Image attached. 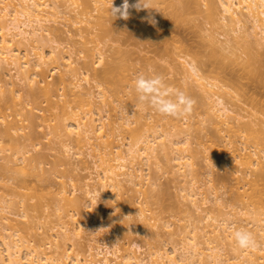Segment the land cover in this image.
I'll return each instance as SVG.
<instances>
[{"label":"rangeland","instance_id":"1","mask_svg":"<svg viewBox=\"0 0 264 264\" xmlns=\"http://www.w3.org/2000/svg\"><path fill=\"white\" fill-rule=\"evenodd\" d=\"M6 1L9 2V0ZM61 1L67 4V19L60 18L56 22L46 23L47 28H50L48 31L34 35L30 42L25 41L27 46L24 44L19 46L23 50L30 51L34 60V53L44 50L48 54L52 47H56L57 52L61 51L64 55L66 54L65 56L70 55L74 61L73 64L61 65L54 69L57 64L49 62L44 68L46 71L43 70L45 74L42 72V76H37L40 83L36 85L13 78L12 74L15 76L16 73L12 66H5L12 70L10 71L12 77L10 75L5 77L0 70V79L13 78L16 85L13 86L16 91H12L10 85L0 83V169L2 168L0 199L5 197L9 212L7 215L13 223L11 227L7 221L0 220V238L4 235L9 240L12 237L10 234H13L12 239L17 241L19 247L23 249V264H29L26 254L30 252L35 255L38 253L40 256L43 254L50 261L52 260L53 264H58L57 259L60 257H62V263L72 264L78 253L82 256L89 255L88 242L99 235L96 239L111 248L114 247L113 244L120 241L122 250L125 247L128 248L133 240L138 242L143 250L136 255L140 254V258H144L148 263L150 250L153 252L156 248L163 249L165 245H168L166 248H169V251L173 245L181 247V234L184 233L185 228L187 229L185 233L188 231L189 236L194 234L192 223L199 226L196 242L200 243L198 248L202 250L207 249L209 245L217 246L221 248V254L232 259L237 252L235 253L233 248L236 244L233 242V247L230 244L233 239L231 234L237 229L252 232L259 246L263 247L264 233L258 230L264 224V47L260 42V44L256 43L258 42L256 40L264 37L260 35V29H256L259 31L256 37L259 38L255 39L253 36L255 30L252 23L247 20L248 16L245 15L244 10H242L240 26L229 21V25L226 26L219 0H127V9L123 8L125 0H109L110 2L106 0L109 4V11L106 13L99 8V3H95L96 0H89L91 5L86 3L88 0ZM113 7L120 9L116 16L112 13ZM46 15L52 19L54 17L48 13ZM20 20L24 23L29 22L28 17L23 15ZM23 28L31 31L34 29L26 25H23ZM234 28H237L238 32H233ZM15 32L16 30L13 29L0 30V40L2 35L12 38ZM18 39L19 37H16L15 41ZM227 39H230V43H227ZM231 39L234 44L231 43ZM236 40L239 42L238 46H236ZM42 43L45 47L41 46ZM98 48L104 56L101 63L100 60L98 61ZM23 50L22 54L25 53ZM187 60L193 61L207 81L216 85L212 89L225 98L231 110L229 115L232 120H228L230 121L228 123L234 125V128L231 126L230 129L228 128L230 126L221 122L223 116L221 118L213 116L214 113H211L210 107L207 106L211 99H207V92L197 82L192 79L185 82L187 79H183L182 70H179L181 73L175 72L174 67H180L182 63L186 64ZM124 65L126 68L122 67ZM112 67L116 69V72ZM73 68L75 71H72ZM111 68L115 73H111ZM123 71H125L124 74H122ZM71 72H75L79 79H74V82H82L79 83L80 89L69 84ZM127 73L128 84L124 78ZM139 73L162 75L170 92L180 89L192 98L194 104L191 112L183 118H175L181 130L189 128V131H186L189 133L190 146L184 149V145H179L182 149L177 151L170 143L172 149L169 141L164 138V142H167L170 147L167 149L164 143L168 153L165 152L163 145L160 144L164 139L156 136V133L162 136L169 131L170 138L180 140L186 137L184 130H179L181 132H177V135L174 134L175 129L168 124V119L143 103L148 110H145L147 115L143 113L144 111L142 115L150 117L146 125L144 124L146 120L143 121V119L148 118L141 119L144 124L142 129L146 130L145 127L149 123L157 130L155 133L150 126H147L149 130L148 133L146 132L153 138L151 144L155 140L153 145L157 149L152 157L150 155L152 169L148 172L149 177L151 175L149 182H157H154V185L143 184V188L140 186L132 188L133 184H128L126 177L121 176L120 179L123 182L121 181L116 201L112 202L114 204L112 206H118V209L114 210L113 214L117 211L120 215L118 216L123 217L125 221L127 220L126 222L131 219V222H134L132 230L136 231L131 233L130 229H126L125 224V226L117 224L121 218L112 217L113 207L99 196L97 199L99 203L95 209H99L98 214L103 212L100 214L105 218L111 217L112 220L107 221L113 233L106 234L102 232L103 229L102 233L96 234L94 230L92 234L91 229H95L97 220L92 221L94 216L90 215L95 209L89 204L92 197L88 192L99 191L100 188L102 190L100 181H102L103 173L101 172L105 166L101 164L102 158L98 155L99 151L96 148L92 149L84 141L80 142L76 133L68 135L64 131V124L71 123L76 114L79 117L86 113H95L98 109L102 110V112L99 111L105 117L104 121L108 123L112 118L111 115H115V113L110 115L109 107L113 106L109 105L111 102L115 105L111 107V111H115L116 108L115 110L112 108L117 107L118 114L120 105V108L126 107L125 110L128 109L131 115L137 112L135 109H140L142 103L137 100L133 82ZM117 80L121 81V84ZM115 81L119 83V87L117 83L113 84ZM47 83L53 88L54 95L50 99L56 102V105L54 102L53 106L50 105L52 100L48 103L49 98L47 99L44 94L38 92L35 96L36 93H31L32 89L36 91ZM119 88L120 93L117 90ZM79 90L84 91L83 95L87 90L91 92L92 99L89 100V102L92 100L91 104L86 100L90 97L89 95H85V99L83 95V98L78 96ZM100 93L107 96V103L110 102L109 107L103 106V96H100ZM135 114L131 116L132 120L136 119ZM29 115H31L30 119L27 117ZM157 123H161L162 126L157 128ZM248 123L252 125L250 130H254L248 132L250 127L247 126ZM132 125L140 126L136 122ZM236 126L239 129H236L238 128ZM72 128L74 125L71 123L69 129ZM114 130L117 135L114 136V142L120 143L123 150L127 151L128 143L133 142L131 134L126 133L130 132L119 131L118 128V131ZM248 133H251L252 137ZM153 136L156 138L154 139ZM105 140L103 139L104 142ZM116 145L119 146L114 143L113 148ZM177 152L187 155L184 159L186 164L181 168L182 170H178L180 166L174 160ZM257 152L260 154L258 155ZM126 153L123 152L125 156ZM243 155L244 158H242ZM246 155H248L247 158ZM130 160L123 162L126 164V169L122 172H129L138 166L137 163L135 166L133 163L130 165L131 163H128ZM144 167L146 171L144 170L143 173L146 174L147 165L145 164ZM238 177L239 180H237ZM193 184L195 187L192 186ZM191 186L195 188L197 205L186 197V191H189ZM166 188L173 194L167 195ZM182 188L187 190L182 191ZM254 193L262 202L259 201L257 204L254 200L251 202V195H255ZM241 194L243 196H239ZM129 200L136 205L137 209H143L148 224L136 217L137 211L131 210L126 205ZM258 206H260L259 209ZM24 212L27 214L26 217L22 215ZM207 214L214 216L218 221L226 218L229 223L233 222L232 227L227 231L231 238L225 239L222 229L212 225L213 220L202 221ZM64 221L67 226L71 225L69 226L71 231H68L71 239L62 230L61 225ZM111 222L117 223L112 225ZM216 223L218 222L213 224L217 226ZM79 224H82L84 228L81 232L82 238L78 240L75 236L77 240L75 241L72 231L80 226ZM89 227L92 228L89 229ZM214 228H216L215 232L212 231ZM204 230L207 232L206 235ZM155 233L159 235L158 238ZM115 237H118V241ZM74 242L75 246L71 247ZM189 246L192 245L189 244L186 247ZM259 246L258 248H261ZM0 249L3 257L7 259V251L1 240ZM65 250L68 251V257L62 256ZM250 250L257 249L250 248ZM205 251L208 252V250ZM119 255L117 258L112 257L111 264H123L122 254ZM205 258L203 262L196 257L194 264H212L211 258L207 259V256ZM231 261L236 260L233 258Z\"/></svg>","mask_w":264,"mask_h":264},{"label":"bare ground","instance_id":"2","mask_svg":"<svg viewBox=\"0 0 264 264\" xmlns=\"http://www.w3.org/2000/svg\"><path fill=\"white\" fill-rule=\"evenodd\" d=\"M90 1L88 0V2H86V3L90 4ZM111 1H114V0H111ZM156 1H158V0H156ZM115 2L117 3V1H115ZM95 3H97V4L99 3L98 6L104 13L109 11V8H108L109 4H108V2L106 0H96ZM118 4H120V3H118ZM143 4H145V3H143ZM66 5L67 4H65L61 0H9V2H7L6 0H0V30H5V29L16 30V32L13 34L12 38H7V37H5V35H2L1 40H0V70L3 71L2 74L5 77H7V75L11 76V74H12L10 72L12 70L6 68L7 65H8V67L12 66L13 67L12 69H15L14 71L16 73L15 76L12 74L13 78L14 77L15 78H19L20 80L18 79V81H20V82L21 81L22 82L25 81L27 83H31V84H35L36 85V84L40 83L39 82L40 80H37L38 79L37 76H40L42 74L43 70L46 71V69H44V68H45V66L48 65L49 62H50V64L53 63V62H55L57 64V65H55L54 69H57L61 65L62 66L63 65L71 66L73 64L74 61H72V59H71L72 57L70 55L65 56L66 54L64 55L61 51L57 52V48L56 47H52L48 54H46L44 52V50L41 51V52H38V53L37 52L34 53L35 54V60H34V59H32V58H34V56L31 54L30 51L28 52L25 49L23 50L19 46L20 44L26 45L25 41L30 42V40L32 38H34V35L41 34V32H43V31H48L50 28H47L48 25L46 23H48V22L52 23L51 21L56 22L57 19H60V18L67 19L66 14H67L68 11L66 10L67 9ZM219 5H220V7L222 9L223 19H224V21H226L225 22L226 26L229 25L228 24L229 22L240 26L241 22H242L241 14L243 13L242 10H244L245 11V15L248 16L247 20H249V22L252 23L251 25H252V27L255 30L254 33H253V36L255 37V39L257 38L256 36H258V34H259L258 32L259 31H261V33H260L261 36L264 35V0H219ZM89 7H91V6H89ZM46 13L52 15V17L54 16L53 19L51 17H49L48 15H46ZM22 15L25 16V17H28V20H29L28 23H24V22H22L20 20ZM227 18H228V20H227ZM23 25L30 26L31 28L33 27L34 29H33V31L26 30V29L23 28ZM257 28L260 29V30L259 31L256 30ZM233 32H238L237 28H234ZM16 37H19V39L17 41H15ZM263 39H264V37H261L260 39L256 40V41H258L256 43L260 42L261 44H263L261 46L264 47V42H262V41H264ZM232 40L233 39H231V41ZM229 41H230V39H227V43H230ZM231 43H233V41ZM237 43H239V42H237V40H236V46H238ZM42 45L45 47L44 43H42L41 46ZM226 47H224V48L226 49ZM229 47L231 48V46H229ZM229 47H228V49L230 50ZM22 50L25 51V53L22 54ZM230 51H232V50H230ZM97 55H99L98 61L100 60V63L103 62L102 60H104V56H103V52L101 51V49L98 50V54ZM31 56H33V57H31ZM96 63H98V62H96ZM183 64L184 63H182V65L180 64L182 66V68H180L181 66L180 67L177 66L180 69H178L175 66L174 67V68H176L175 72H180L182 70L181 72H182L183 79L184 80L187 79L185 82H187V81L189 82V79L190 80L192 79L194 82H197L199 84V86L201 88H203L207 92L206 93V96L208 97L207 99L208 100L211 99V102L209 101L210 103H209V105L207 103V106L210 107V110H211L210 112L214 113L213 116L219 117V118H221L223 116V118L221 119L222 121L221 120L220 121L225 123V125L230 126L228 128L231 129V126L234 128V125L228 123V122H230L228 120H232V119H230L231 116L229 115V112L231 110L228 108V105H227V103L224 100L225 98L220 96L215 90L212 89V88L216 87V85L211 83V82H209V81H207V79L200 72L198 66L193 61H188L187 60L186 64H184V65ZM117 66H116V69L118 70ZM122 67H125V65L122 66ZM112 68H114V67H112ZM112 68H111V73H115L116 69L114 68L115 69V72H114ZM125 68H122V69H125ZM72 71H75L74 68L72 69ZM43 73L45 74V72H43ZM72 73L73 72H71V74ZM124 73H125V71L122 72V74H124ZM71 74H70V77H69V81H70L69 84L74 85L76 88L80 89L79 85L82 82L80 83L78 81L79 79L77 78V74L75 72L72 75ZM63 75L64 74H62V76ZM128 76H129L128 73L124 75L125 82H127V84L129 83ZM13 78L9 77V79L11 81L6 79V78L0 79V83H4V85H7V86L10 85L12 87V91H16L15 88H14L16 85H15V81H13ZM76 78L78 79L77 80L78 83L74 82V79H76ZM118 82L121 84V81H118ZM118 82L115 81V83H113V84L115 85L117 83L116 85H117V87H119V83ZM189 86L191 87V84ZM11 87H10V89H11ZM32 90L34 91V89H32ZM117 90L119 92L120 88L117 89ZM117 90H116V92H117ZM33 91H31V93H33V94L36 93L35 96H37L38 92L41 93V94H44V96H46L47 99L49 98L48 103L52 100L50 98H52L53 95H54L53 94L54 93L53 92V88H51L49 83H47V84H45L43 86H40L39 89L36 90L37 92L36 91L33 92ZM212 91H215V92H212ZM78 92H79L78 96L82 97V95L84 94V91L83 90L82 91L79 90ZM85 92H86L85 93L86 96H88V95L90 96L91 95V92L89 90H87ZM118 92H117V94H118ZM85 95H83L84 99L86 98ZM91 96L87 97L86 100L88 102H89L90 99H92ZM100 96H103L102 97V100L104 101L102 103V104H104L103 106L107 107L108 104L110 103V102L107 103V99H108L107 96L101 95V93H100ZM104 97H105V99H103ZM51 102L52 103H49V104L53 106V102L54 101L52 100ZM89 103L91 104L92 100ZM56 104L57 103L54 102V105H56ZM109 105L115 106L113 104V102H111ZM113 106H111V107H113ZM120 106H118L119 107L118 111L120 109L119 114H118V112H116L117 107L112 108L113 110H115V108H116L115 111H111V107L108 106L110 108V115L115 113L114 116L111 115L112 118H110V121H108V123H107V121H104L105 117L101 113L102 110L97 108L98 111H96L95 113H91V114L86 113L85 115L79 116V117H77V114L76 115L74 114L76 117L72 118V120H71L72 121L71 122L72 125H74V128H72V129H69V125H71V123H69V124L65 123L64 124V127H65L64 131L68 135H71V133H76L77 137H78V140L80 142L84 141V142H86V144L91 146L92 149L96 148L99 151L98 155H100V157L102 158V159L100 158L101 162H102L101 164H104V166H105V168H104L101 165V167L104 168L102 170V172H101V173H103L102 174L103 176H102V179H101L102 181H100V184L102 186V190L100 188L99 191L98 190H94L92 192H90V191L88 192V194L91 193L92 200H91V202L89 204L92 206L93 209H95L97 207L98 203H99V201L97 200L99 196H101L102 197L101 199H103L105 203L107 202V204H109V206L114 205L112 202L116 201V199H117L118 190H119V188L121 186V181H122L120 179L121 176H123V178H124V176L126 177L125 180H126V182H128V184H133L132 188H133V186L134 187L135 186H140V188H141L143 184H145L147 186L148 183H150L151 185H154L157 182V181L156 182L154 181L155 183L151 182V181L149 182V180L151 178V175H150V177L148 175L149 170L152 169V166L150 168V165L152 164L150 162V158L156 153L155 150H157V149H155V145H153L155 143V140H153V142H154L153 144L150 143V142H152L153 138L149 137L148 134H147L148 133L147 131L149 130L147 128L150 126L149 123L147 125L148 127L147 126L145 127L146 130L142 129L143 125L145 123L147 124V120L149 121L148 117H150V116L147 117V116L144 115L148 109H146V107H144V104L142 103V105L140 106V109H138V110L135 109L137 111V112H135L136 114L134 113L135 110L133 111V113L135 114L136 119L132 120L131 116L134 115V114H132V115H131V113L129 114L128 113V109L125 110L126 107L124 108L122 106L120 108ZM109 108H106V109H109ZM142 111H144L143 115H142ZM108 112H109V110H108ZM149 113H148V115H149ZM146 115H147V113H146ZM115 116H117V118ZM224 116H225V119H224ZM27 117L30 119L31 115H29ZM144 117H146L148 119H143V121L146 120V122H144V124H142L143 121L141 122V119L144 118ZM162 117L168 119V124H170L175 129L174 134L177 135V132H181L182 130H184V129H182V130L180 129V127H179L177 121L175 120V118L167 117V116H162ZM212 118L214 119V117H212ZM232 118H233V116H232ZM111 119H112V121H111ZM215 119H217V118H215ZM233 120H235V118ZM135 122L138 123V125H140V126L139 127L138 126H134L133 127L132 124H134ZM236 122H237V120H236ZM240 122H242V121H240ZM232 123H235V122L232 121ZM237 125H238V123H237ZM248 125H249V123L247 124V126ZM161 126H162L161 123L160 124L159 123L156 124L157 128L161 127ZM251 126L248 127V132L251 131V130H254V129L250 130ZM125 127H126V129H124ZM132 127H133V129H132ZM236 127H238V126H236ZM112 128H113V131H111ZM117 128H118L119 131L126 130V131L130 132V133L126 132L127 134H131L130 136H131V139H132L133 142H130L131 144L128 143L129 146L127 145L128 146L127 147L128 148L127 151L123 150V147H122V145L120 143H117V141L114 142V139L117 136L116 133H115L116 131L114 129L117 130ZM252 128H254V127H252ZM151 129H153V132L156 133L157 130L155 128L151 127ZM188 129H186V130H188ZM236 129H239V127L236 128ZM244 129L247 130V128H244ZM8 130H9V127H8ZM179 130H181V131H179ZM186 130H184V133H185L186 137H184L183 139H180V140L179 139L175 140L173 138H170L171 135H170L169 131H166V134H163L162 136L160 134L157 135V133H156V136L160 137L161 139L162 138L163 139L166 138L169 141V146L171 148L173 146L174 150L176 149L177 151L178 150L180 151L182 148H180L179 145H184L185 146L184 149H186V148L188 149L189 146H190L189 137H188L189 133ZM252 132H254V131H252ZM251 133H248V135L251 136L252 135ZM249 136H247V137H249ZM150 138H151V140H150ZM155 138L156 137H154V139ZM103 139L104 140L106 139L105 142L103 141ZM101 140H102L104 145L102 144ZM164 141H165V139L160 144H161V146L163 145L162 148H164V145L166 144L165 147L167 146L166 148L168 149V147H169L168 143L164 142ZM114 143H116L118 145L120 144L119 146L116 145L117 147L116 146L114 147L116 150L113 148V144ZM170 143L172 144V146L170 145ZM256 143H258V142H256ZM123 145H125V144H123ZM119 147H120V149L121 148L122 149L120 150ZM170 147H169V149H170ZM166 148H164L165 152L167 151ZM172 149H171V151H173ZM122 151L124 152V154H125V152H127L126 153L127 155L125 156ZM167 153H168V151H167ZM257 153H258V155L260 154L259 152H257ZM248 154H249V152H248ZM150 155H151V157H150ZM186 156H185V154L183 155L182 152L181 153L177 152V155L175 156L174 160H176L177 165L180 166V168L178 167L179 168L178 170H182L181 168L184 167V165L186 164V163H184L185 162L184 159H185ZM247 156L248 155H246L245 157L247 158ZM249 157H250V155H249ZM242 158H244V155H243ZM127 159H131L130 160L131 162L130 161L128 162L129 164L131 163L130 165H132V163H133V166H135L136 163H137L138 166L136 168H133L134 170L133 169L132 170L129 169L130 170L129 172H126V171L122 172V170L126 169V164L125 163L127 162ZM142 161H144V162H142ZM114 162H116V164H114ZM123 162H125V163H123ZM142 163H144L143 166H142ZM145 164L147 165L146 174L143 173L144 170L146 171V169H144L145 168L144 167ZM192 165L193 164H191V166ZM127 168H129V167H127ZM119 170H121V171L119 172ZM212 173H213V171H212ZM212 173H211V175H212ZM236 173H238V172H236ZM153 174H154V172H153ZM233 174H234V172H233ZM224 179H225V177H224ZM151 180L153 181L154 178L151 179ZM237 180H239V177L237 178ZM211 181H214V180L211 179ZM192 186H194V184ZM192 186H191L189 191L187 189H184V188H182V191H186L187 190L186 191V197L189 198V200L191 202H193L195 205H197V199L195 197L197 195H196V192L194 193V189H195L194 187L195 186L194 187H192ZM140 188H138V189H140ZM168 188H166V193H168L167 195H170L171 194V192H170L171 190L168 191L167 190ZM135 190H136V188H135ZM253 190H254V188H253ZM245 192H247V191H245ZM248 193L251 194V192H248ZM252 194H253V192H252ZM184 196L185 195H183V197ZM239 196H243V195L241 194ZM2 198L3 199H0V220H2L3 222L7 221L8 224H11L10 226L13 227L12 220L7 215L9 213L8 210H7L8 206L6 205L7 201L5 200V197H2ZM241 199H243V198L241 197ZM251 200H252L251 202L255 201V203L257 204V202L260 201V197H257V194L251 195ZM237 201H238V199H237ZM1 202H2L3 205L1 204ZM260 202H262V201H260ZM110 203H111V205H110ZM107 204H106V207H107ZM133 204L134 203L132 201L130 202V200L126 202V205L129 208H131V210H135V211L138 212V214H137V212L134 211L135 214L138 215V216L136 215V217H139V219H142V221L144 220L145 224H148V222L146 220L147 218L144 217L145 213H144L143 209L142 208L141 209H139V208L137 209L136 205H133ZM262 205H263V203H262ZM134 206L136 207L137 210L135 209ZM117 207L114 206L111 209V212L113 211L112 214L114 213V210L118 209ZM259 208H260V206H258V209ZM98 210L95 209V210H93L90 213V215H92V217L94 216L92 221H94V220H97V221H96L95 227L93 226L95 229H93L92 227H89V229L92 228L91 229L92 230V234H94L93 233L94 230L96 231V234H99V233H102V232H104L106 234H108V233L112 234L113 230L109 227L110 224L108 223V221H109V219H111V217H109V219L107 217L105 218V216L100 214V213H103V212H100L99 213L100 215H99L98 214V212H99ZM261 210L263 211V209H261ZM22 215H23V217L27 216V214H25V212H24V214L22 213ZM118 215H119V213H117V211H115V214H113L112 217H114V216L116 217ZM119 218H121V217H119ZM123 219L121 221L118 219L119 223H117V222L116 223L119 224V225L121 224L120 226H122V225L125 226L126 225L127 226L126 229H128V230L130 229L131 233L136 231V230H132L134 228V226H133L134 222H131V219H129L128 222H126L127 220L125 221V219L124 220ZM206 220H207V222H210V220L211 221L213 220V223L214 222H218V223H216L217 226L215 224H213V223H212V225L215 226L217 229L218 228L222 229V231L225 233V235H224V238L226 237L225 239L230 237L229 236L230 234H227V231H228V229H230L232 227L231 224L233 222L229 223L228 220L226 221V218L225 219L223 218V220L218 221L217 218H215L214 216H210V214L209 215L207 214L206 216H204V219H202V221H204V222ZM65 222L66 221H64V223H62V225H61L62 230L65 232L67 237L69 239H71L69 234H68V231H71L70 227H69L71 225L68 224V226H67V224ZM97 222H99V223H97ZM226 222H228L229 224L226 223ZM116 223H114V224H116ZM111 224H112V222H111ZM114 224H112V225H114ZM192 224H193L192 232L194 234L192 236H189V234H187L188 231L185 233V231L187 230L185 228V231H183L184 235L181 234V236H182L181 237V239H182V241H181V245L182 246L181 247H177V245H175V246L173 245V246H171V250L169 251V248H166V247H168V245H165L166 247H164L163 249L156 248L158 250L155 249V250H153V252L150 250V253H149V258L150 259H148L150 261H148V263L145 262L147 260H144V258L143 259L140 258L141 257L140 254H138V255H140L139 257H138V255H136L137 252L138 253L139 252L142 253V250H143V247L141 245H139L138 242H135L133 240V242L130 244V246H128V248L125 247V249L122 250V248L120 247L121 245H119L120 241H118V239H117L118 237L117 238L115 237L116 241H118V242L113 244L114 247L111 248V246H109V245H107L105 243H101V241L99 242V240L96 239V238H98L100 236L99 235L96 238L92 237L93 239H90V242H88L89 244H88L87 248L89 249V255L88 256L87 255L82 256L81 254L78 253L75 256L74 260L72 261V264H111L112 261H113L112 257L117 258L118 256H120L119 254H122L121 257H122V261H123L122 263L123 264H194L196 257L198 259L203 260V262H205V259H206L205 256L208 257L207 259L211 258L212 264H243L244 262H246V264H264V245H262L263 247H261V245H260L259 247H261V248H258V247L253 248V249H255V250L257 249V250L256 251L252 250L253 251L252 252L250 249L249 250L248 249H241L237 245L234 246L235 243L233 244L234 241H233V239H231L232 242L230 244L232 245V247L234 246L233 248L235 250V253L237 252V254L235 256H233L232 259L226 258L223 254H221V252H220L221 248H219L217 246H212V245L207 246V249H205V250H208V252H206L204 249L202 250V249L198 248L199 247L198 245L200 243L196 242V235H197L196 233L199 230V226L197 224H195V223H192ZM248 224H250V222ZM208 225H206V226H208ZM219 225H220V227H219ZM209 226H211V224ZM188 227H189V225H188ZM106 228L107 229L110 228L111 231H110V229L107 230ZM216 228H214L212 231L215 232ZM83 229L84 228H83V226L81 224L80 226H77V228H75L72 231L74 233L73 240L77 241L75 236H77L78 240H80L82 238L81 232L83 231ZM126 229H124V230H126ZM261 229H258V230H260L261 233H264V224L261 227ZM74 231L75 232L77 231V232L75 233ZM126 232H128V231H126ZM126 232H124V233H126ZM129 233L130 232H128V234ZM156 233H155V235L158 238L159 237V235H158L159 232H158V234H156ZM189 233H190V231H189ZM204 233H205V235L207 234L206 231ZM11 234H10V237L11 236L13 237V234L12 235ZM90 235H91V233H90ZM231 235H233V232H232ZM94 236H96V235H94ZM12 237L9 238V240H8V238L6 239L4 237V235H3V237L1 236V238H0L1 243L5 247V250L7 251V259H6V258L3 257L4 255L2 254V251L0 249V264H23V261H22L23 260V256H22L23 255L22 254V252H23L22 250L23 249H22V247H19L18 242L13 240ZM104 237H102V238H104ZM92 240H94V241L92 242ZM209 241H210V239H209ZM209 241L207 240V242H209ZM79 242H76V243L79 244ZM95 242H96V245H94ZM189 244H191L192 246L191 247L190 246L186 247ZM73 246H75V242L71 245V247H73ZM182 249H183V251H181ZM259 251L261 253H259ZM33 253H34V251H33ZM26 255H27L28 259H29V264H53L52 260L50 261V259L48 257L46 258V256H44L43 254H42L43 256L42 255L40 256L38 253L35 255V254H32L30 252L29 254L27 253ZM62 256L63 257H68V251L67 250L63 251ZM233 258H234V260H236L235 262L231 261V260H233ZM61 260H62V257L57 259L58 264H68L67 262L62 263ZM120 260H121V258H120Z\"/></svg>","mask_w":264,"mask_h":264},{"label":"clouds","instance_id":"3","mask_svg":"<svg viewBox=\"0 0 264 264\" xmlns=\"http://www.w3.org/2000/svg\"><path fill=\"white\" fill-rule=\"evenodd\" d=\"M127 7V0H125L123 8L127 9ZM118 12H120V9L112 8L114 16ZM124 15L126 18V12ZM133 84L138 102L149 105L163 116L179 119L191 112L192 105L194 104L192 98L180 89L170 92L162 75L139 73L135 76ZM233 239L234 243L241 249L259 246L255 235L246 229L234 230Z\"/></svg>","mask_w":264,"mask_h":264}]
</instances>
